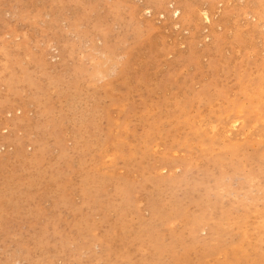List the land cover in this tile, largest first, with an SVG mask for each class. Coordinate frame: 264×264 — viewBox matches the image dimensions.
<instances>
[{
    "label": "rangeland",
    "instance_id": "374dc122",
    "mask_svg": "<svg viewBox=\"0 0 264 264\" xmlns=\"http://www.w3.org/2000/svg\"><path fill=\"white\" fill-rule=\"evenodd\" d=\"M0 264H264V0H0Z\"/></svg>",
    "mask_w": 264,
    "mask_h": 264
}]
</instances>
